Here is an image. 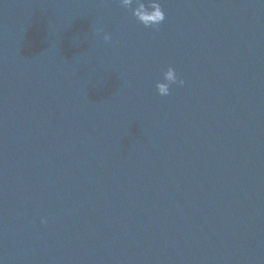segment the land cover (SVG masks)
<instances>
[{
	"label": "water",
	"instance_id": "water-1",
	"mask_svg": "<svg viewBox=\"0 0 264 264\" xmlns=\"http://www.w3.org/2000/svg\"><path fill=\"white\" fill-rule=\"evenodd\" d=\"M159 2L0 0V264H264V0Z\"/></svg>",
	"mask_w": 264,
	"mask_h": 264
},
{
	"label": "clouds",
	"instance_id": "clouds-1",
	"mask_svg": "<svg viewBox=\"0 0 264 264\" xmlns=\"http://www.w3.org/2000/svg\"><path fill=\"white\" fill-rule=\"evenodd\" d=\"M121 6L131 9L132 14L146 27L153 25H159L166 18V14L162 8L159 0H148L146 3L145 0H120ZM135 3V7L133 4ZM103 31L102 29H97V32ZM112 39L110 33L104 34V40L110 41ZM178 83L183 85L185 81L178 77L176 69L174 67H168L164 72V80L157 82V90L160 95L167 96L170 93V85ZM44 223H47V220H43Z\"/></svg>",
	"mask_w": 264,
	"mask_h": 264
}]
</instances>
